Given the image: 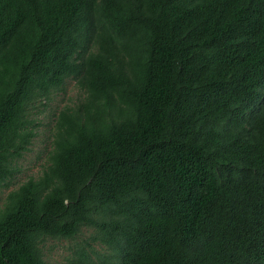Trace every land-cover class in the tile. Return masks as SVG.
<instances>
[{
  "label": "trees",
  "instance_id": "16d2710c",
  "mask_svg": "<svg viewBox=\"0 0 264 264\" xmlns=\"http://www.w3.org/2000/svg\"><path fill=\"white\" fill-rule=\"evenodd\" d=\"M69 80L0 264H264V0H0V187Z\"/></svg>",
  "mask_w": 264,
  "mask_h": 264
},
{
  "label": "rangeland",
  "instance_id": "374dc122",
  "mask_svg": "<svg viewBox=\"0 0 264 264\" xmlns=\"http://www.w3.org/2000/svg\"><path fill=\"white\" fill-rule=\"evenodd\" d=\"M76 94L74 82L66 81L64 90L58 91L48 101L47 107L39 106L41 112L32 114V118H36L40 125L36 127V135L32 138V142L28 148L22 152V155L16 157L13 165L16 168L12 178L8 179L0 187V207L2 206L8 192L16 188L21 182L32 175H36L43 164L45 158V149L49 141H46V122L50 120L51 113L58 107H63L69 103ZM43 109V110H42ZM66 243L64 241L52 240L46 243V261L48 264H58L66 255Z\"/></svg>",
  "mask_w": 264,
  "mask_h": 264
}]
</instances>
